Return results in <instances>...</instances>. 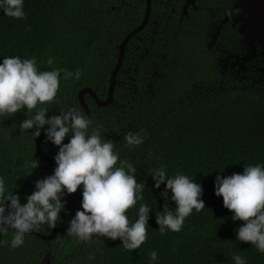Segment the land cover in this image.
Segmentation results:
<instances>
[{
  "label": "trees",
  "instance_id": "16d2710c",
  "mask_svg": "<svg viewBox=\"0 0 264 264\" xmlns=\"http://www.w3.org/2000/svg\"><path fill=\"white\" fill-rule=\"evenodd\" d=\"M185 1L152 0L150 20L127 44L111 105L101 107L86 95L92 114L89 133L99 129L102 140L112 141L117 166H135L137 182L145 185L144 199L127 214L134 222L140 204L150 207L146 241L132 252L119 239L93 236L81 242L67 236L69 222L81 209L78 188L63 198L55 239L26 234L24 244L13 249V231L0 234V264H153L152 251L158 254L155 264H235L236 255L246 264H264V254L236 239L243 222H234L222 197L215 195L218 175L264 165V86L233 78L208 50L209 26L224 15L223 7L216 0H197L199 11L191 8L180 20ZM146 8L147 0H24L25 19L0 11V62L18 56L34 58L41 71L79 70V79H66L61 72L56 98L44 107L48 117L71 108L84 113L81 89L92 87L102 99L107 97L120 44L143 22ZM34 113L0 116V178L6 193L13 191L21 203L36 181L55 169L37 154L33 130L19 128ZM129 133L139 134L144 142L128 146L124 137ZM42 147L49 155L59 150L47 139ZM35 159L39 163L33 170ZM162 166L169 176L182 173L199 183L206 206L193 210L181 231L164 235L156 214L165 204L170 209L175 204L161 196L164 185L154 187L151 175ZM37 230L52 231L47 225Z\"/></svg>",
  "mask_w": 264,
  "mask_h": 264
},
{
  "label": "clouds",
  "instance_id": "9594fccd",
  "mask_svg": "<svg viewBox=\"0 0 264 264\" xmlns=\"http://www.w3.org/2000/svg\"><path fill=\"white\" fill-rule=\"evenodd\" d=\"M0 11L10 18H26L24 0H0ZM52 62V59L47 61L49 65ZM61 72L66 79L73 75L76 79L80 77L79 70L75 73L63 69L41 71L34 58L5 57L0 62V116L35 110L31 118L20 122V130H33L34 138L43 130L47 141L59 148L54 157L57 165L54 173L36 181L35 190L26 197L25 203L13 191L6 193L5 181L0 178V234L11 229V247L15 249L24 244L26 234L40 225L54 229L65 208L64 196L80 188L81 209L69 222L66 235L81 242L91 241L93 236L119 239L126 251L133 252L147 239L152 210L147 204H140L134 222H130L127 213L144 199L145 185L137 182L135 166L125 167L123 162L117 166L119 156L113 151L112 141L102 140L99 129L89 133L92 121L84 113L71 108L59 115L47 116L44 105L56 98ZM66 138L69 142L63 143ZM124 140L128 146L144 142L142 136L134 133L126 135ZM38 163L35 159L33 170ZM151 177L156 189L165 186L161 196L175 204L172 209L165 204L163 211L156 214L161 235L181 231L193 210L200 212L206 207L201 198L202 186L188 176L182 173L169 176L162 166L154 169ZM215 195L222 197L223 206L232 213L234 222H243L236 230V239L250 243L264 254V165L244 167L242 174L218 175ZM150 259L155 264L156 251L150 253ZM233 260L235 264H246L239 255Z\"/></svg>",
  "mask_w": 264,
  "mask_h": 264
},
{
  "label": "water",
  "instance_id": "95a60500",
  "mask_svg": "<svg viewBox=\"0 0 264 264\" xmlns=\"http://www.w3.org/2000/svg\"><path fill=\"white\" fill-rule=\"evenodd\" d=\"M196 0H187L186 5L183 8V14L185 15L188 11L190 4H195ZM151 5L152 0H147L146 15L143 22L135 27L130 33H128L120 44V53L116 68L114 69L111 80L108 95L105 99H102L92 87H84L81 89L79 99L84 109V114L91 118V109L87 103L86 95L93 97L95 102L101 106H109L114 101L115 86L117 84V74L123 66L126 47L131 38L135 37L140 31H142L150 20L151 16ZM229 18H233L235 24L239 25V33L244 38L249 55L246 60H251L257 55V47L261 49L260 55L264 61V0H236L233 7L228 11V18L224 19L226 22ZM260 71L264 74V65L260 68ZM64 111V110H63ZM60 112L57 114L59 115ZM46 139V134L43 132L36 140V152L50 165L56 167L54 157L57 155L47 154L43 147V141ZM10 231H12L10 229ZM58 228L55 227L50 233H42L37 229L29 233L32 235L39 236L46 241L53 240L57 237Z\"/></svg>",
  "mask_w": 264,
  "mask_h": 264
},
{
  "label": "flooded vegetation",
  "instance_id": "af4514ba",
  "mask_svg": "<svg viewBox=\"0 0 264 264\" xmlns=\"http://www.w3.org/2000/svg\"><path fill=\"white\" fill-rule=\"evenodd\" d=\"M220 7H223L224 15L217 16L213 23L209 26V40L207 47L209 51L215 54L216 62L219 66H222L225 72H230L233 78L238 79L241 83L245 82L251 85L264 86V74L260 71V68L264 65L262 56L260 55L261 49L257 47V55L251 60H246L249 55L247 44L239 33V25L235 24L233 18H229L226 22L224 19L228 18V11L233 7L236 0H216ZM208 2H215L209 0ZM185 1L184 6L186 5ZM182 7V12L183 8ZM193 8L195 11H199L200 7L197 4H190L187 13L182 16H189V10Z\"/></svg>",
  "mask_w": 264,
  "mask_h": 264
},
{
  "label": "rangeland",
  "instance_id": "374dc122",
  "mask_svg": "<svg viewBox=\"0 0 264 264\" xmlns=\"http://www.w3.org/2000/svg\"><path fill=\"white\" fill-rule=\"evenodd\" d=\"M48 261V260H47ZM42 264H50V263H48V262H44V263H42Z\"/></svg>",
  "mask_w": 264,
  "mask_h": 264
}]
</instances>
